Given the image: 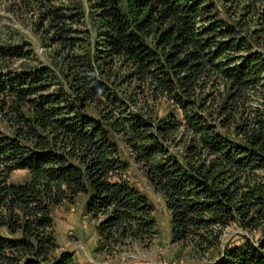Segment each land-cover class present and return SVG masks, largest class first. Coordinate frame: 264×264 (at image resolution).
<instances>
[{"label":"trees","instance_id":"trees-1","mask_svg":"<svg viewBox=\"0 0 264 264\" xmlns=\"http://www.w3.org/2000/svg\"><path fill=\"white\" fill-rule=\"evenodd\" d=\"M34 1L50 6L56 45L77 47L70 35L84 16L60 4L74 0ZM130 2L132 18L120 0H95L107 67L99 76L69 56L73 100L51 91L45 67L0 78L1 93L21 104L13 134L0 131V264H76L60 251L53 208L80 194L103 251L154 241V206L119 140L164 194L174 243L218 250L211 264H264V0H223L232 23L215 0ZM0 54L27 57L13 46ZM162 100L176 110L161 117ZM18 170L27 176L14 180ZM233 223L260 235L224 246Z\"/></svg>","mask_w":264,"mask_h":264},{"label":"rangeland","instance_id":"rangeland-1","mask_svg":"<svg viewBox=\"0 0 264 264\" xmlns=\"http://www.w3.org/2000/svg\"><path fill=\"white\" fill-rule=\"evenodd\" d=\"M215 3L222 19L230 23L236 22L238 15L234 10H230V7L225 6L223 0H215ZM60 4L73 7L74 12L84 16L82 25L75 26L77 31L70 35L82 40L74 49L56 45V30L52 18L49 17L47 8L50 6L47 4L43 7L34 0H0V47H18L27 56L13 58L0 54V78L45 67L54 82L51 91L62 90L73 100L77 96L76 82L69 56H80L86 62L94 64L97 69L99 68L98 75L101 76L102 71L107 67L100 63L101 59H98L96 49L102 27L97 21L95 0H74L72 4L63 1ZM120 5L123 12L132 18L133 8L130 0H120ZM54 6H59V3H54ZM20 106L16 97L7 93L2 94L0 91V131L13 134L12 118L16 115L15 110ZM174 109L171 103L162 100L157 110L162 117ZM89 111L98 115L93 109ZM229 136L238 140L234 131ZM119 149L121 157L130 163L131 180L147 194L154 206L158 227L154 241L149 244L139 241L127 242L110 253L103 251L100 248L98 222L87 213L86 194H80L74 201H66L53 208L60 251L72 254L76 264H211L214 262L219 256L218 250L204 253L191 245L173 242L171 214L164 194L150 183L146 172L134 162L130 150L120 140ZM175 152L181 155L182 151ZM27 173L26 170H18L12 174V178L22 180ZM0 232H5V229L0 228ZM259 235V231H249L239 223H233L225 229L222 242L224 246L240 245L246 237L253 240Z\"/></svg>","mask_w":264,"mask_h":264}]
</instances>
